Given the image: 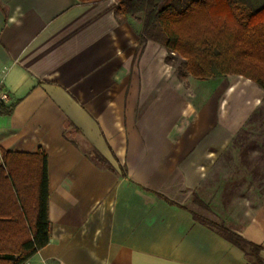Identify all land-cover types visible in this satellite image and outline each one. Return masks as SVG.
<instances>
[{"label":"crops","instance_id":"crops-1","mask_svg":"<svg viewBox=\"0 0 264 264\" xmlns=\"http://www.w3.org/2000/svg\"><path fill=\"white\" fill-rule=\"evenodd\" d=\"M0 89V151L47 159L49 242L31 263L255 264L195 221L196 197L241 209L221 221L264 264V163L217 166L243 159L253 81H181L115 0H0Z\"/></svg>","mask_w":264,"mask_h":264},{"label":"trees","instance_id":"trees-1","mask_svg":"<svg viewBox=\"0 0 264 264\" xmlns=\"http://www.w3.org/2000/svg\"><path fill=\"white\" fill-rule=\"evenodd\" d=\"M115 1L116 12L137 35L138 50L151 41L168 54H179L185 69H177L181 78L206 80L236 74L264 90V64L257 57L264 49V0ZM202 11L204 21L199 16ZM165 61L169 63V58ZM88 156L100 166L107 165L95 150ZM47 198L45 153L0 151V264H23L48 244ZM193 203L207 209L196 197ZM193 218L217 231L253 263L262 264L260 246L197 214Z\"/></svg>","mask_w":264,"mask_h":264},{"label":"rangeland","instance_id":"rangeland-1","mask_svg":"<svg viewBox=\"0 0 264 264\" xmlns=\"http://www.w3.org/2000/svg\"><path fill=\"white\" fill-rule=\"evenodd\" d=\"M199 16H203L202 21L206 19L204 11L200 12ZM194 26L196 23L193 24ZM210 27V25H209ZM214 29H216L214 27ZM169 58V65L174 68L175 73L177 77L181 81H185V78L188 77L185 76L184 78H181L179 74L177 73V69L181 68V56L177 53H171L168 54L165 50V58ZM260 59V63L264 64V49L260 50L258 52V56ZM254 60H257L256 58ZM183 71L185 70L182 66ZM232 76H241L236 74H229ZM243 77V76H241ZM244 78V77H243ZM182 84V83H181ZM240 139L238 140V146L240 147V154L243 157V159L236 160L235 158L230 161H222L218 163V167L221 166L229 167V168H236V167H242V166H248L249 167H258L262 163L260 160V156L264 155V100L261 101L260 107L257 111L250 117L249 122L247 123L246 127L242 129L238 135ZM235 151V149L233 150ZM237 152V151H235ZM239 153V152H237ZM207 200V199H206ZM207 206V209H204L196 204H192L191 208L193 211H195V214L199 215L200 217H203L205 219L211 220L219 225L226 226L225 223L221 221V216L226 212L230 211L231 213H234L235 211H240L241 209H221L218 204L214 201H207L205 203Z\"/></svg>","mask_w":264,"mask_h":264},{"label":"built area","instance_id":"built-area-1","mask_svg":"<svg viewBox=\"0 0 264 264\" xmlns=\"http://www.w3.org/2000/svg\"><path fill=\"white\" fill-rule=\"evenodd\" d=\"M8 101H9V94L5 90L0 89V111L6 106ZM23 264H33V263L27 260Z\"/></svg>","mask_w":264,"mask_h":264}]
</instances>
